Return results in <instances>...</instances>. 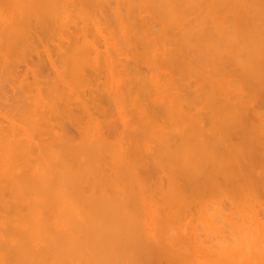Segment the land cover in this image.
Instances as JSON below:
<instances>
[{
  "label": "bare ground",
  "instance_id": "1",
  "mask_svg": "<svg viewBox=\"0 0 264 264\" xmlns=\"http://www.w3.org/2000/svg\"><path fill=\"white\" fill-rule=\"evenodd\" d=\"M0 17L40 50L0 116V189L38 236L2 216L7 191L0 214L29 261L264 264L263 107L247 119L264 0H0Z\"/></svg>",
  "mask_w": 264,
  "mask_h": 264
},
{
  "label": "rangeland",
  "instance_id": "2",
  "mask_svg": "<svg viewBox=\"0 0 264 264\" xmlns=\"http://www.w3.org/2000/svg\"><path fill=\"white\" fill-rule=\"evenodd\" d=\"M2 1V0H1ZM11 1V0H10ZM13 1V3H16L18 0H12ZM16 9V6L14 5V8H13V10H15ZM12 14V11H11V13H10V15ZM12 16V15H11ZM10 19H11V17L10 16H8ZM1 18H3V17H0V116L1 117H3V118H5L4 116L6 115V112H7V106H8V102H10V101H12V99H10V101H8L9 100V98H11V94H12V96H13V99H14V96H16L17 94H16V92L17 91H15L16 89H18V88H20V91L24 88L25 89V80H24V77L25 76H28L29 75V73L31 72V68H32V65L34 66L36 63H34V62H37V57H39L40 55L38 54V52L40 51L39 50V46H38V44H36L35 42V44L38 46V50L37 49H34L33 47H35V46H33V44L34 43H31L32 44V46H31V44H29L31 47H28V45H26V44H24L25 43V39H26V37H25V39H24V41H23V45L21 44V42L19 41L20 39L19 38H16L14 35H13V33H10V31L8 30V27H9V25L5 22V20H3V19H1ZM23 38V37H22ZM30 39V38H29ZM18 40V41H17ZM22 40V39H21ZM32 40V39H31ZM31 40H27L26 41V43L28 44V42L30 41L31 42ZM36 40V39H35ZM29 42V43H30ZM36 42H37V40H36ZM39 43V42H38ZM41 44V43H40ZM39 44V45H40ZM19 45H20V47H19ZM42 45H40V47H41ZM25 47V48H30V49H23V48ZM19 48V49H18ZM31 48H33V51H31ZM37 48V47H36ZM28 50H30L31 52H29ZM37 50V51H36ZM40 53V52H39ZM39 55V56H37V57H34V56H36V55ZM28 55H31V58H30V56H28ZM32 55H34V56H32ZM30 59V60H29ZM31 59H33V61L34 62H29L28 63V61H31ZM36 60V61H35ZM27 63V64H26ZM26 67H28V69H29V67H31L30 69H29V73H28V75H27V72H28V70H26L27 68ZM26 68V69H25ZM23 69H25V70H23ZM25 71V72H24ZM27 71V72H26ZM33 72V71H32ZM26 73V74H25ZM30 75H31V73H30ZM28 77H30V76H28ZM31 77H32V75H31ZM26 79V78H25ZM22 82V83H21ZM24 84V85H23ZM24 87H23V86ZM19 86V87H18ZM21 86V87H20ZM18 87V88H17ZM14 88V89H13ZM262 92H264V91H262ZM17 93H19V92H17ZM251 93V92H250ZM259 94H261V93H259ZM258 94V95H259ZM258 95H256V96H254L255 97V99H253L254 101H256V103L255 104H253L252 105V107L250 108V110L248 111V113H247V119H248V121L249 120H251V122L252 121H254L255 123H257V126H259V122H256L258 119H256L257 117H256V115H255V113H254V111H255V109L257 108L255 105H260V107L262 108L263 107V109H262V112H264V98H259L260 96H262L263 97V95L261 94V95H259V97H257ZM17 97V96H16ZM260 101H259V100ZM263 99V100H262ZM262 100V101H261ZM257 101H259V103L257 102ZM260 102H263L262 104L260 103ZM10 104V103H9ZM254 106V107H253ZM256 107V108H255ZM259 106H258V108L260 109V111H261V108H260ZM254 108V109H253ZM257 108V109H258ZM253 114H254V116H253ZM2 118V119H3ZM1 119V118H0ZM1 121V120H0ZM5 122V121H4ZM250 122V121H249ZM2 123V122H1ZM258 128V127H257ZM261 137V139L264 137V134L262 135V133H261V135H260ZM263 140V139H262ZM264 141V140H263ZM264 165V164H263ZM263 169H264V166H263ZM8 186H10V185H7V187H6V189H5V191L3 192L1 189V193L4 195V193L7 191L8 192V195L10 196L11 195V198L12 197H14L13 198V200L12 199H10V197H8L7 196V198L9 199L8 201H7V198L5 197L6 195H4V197L6 198V201L7 202H11V200H12V202H14V204H16V202L18 203V205L20 204L19 202V199L21 200V198L19 197V199H18V197H17V195L18 194H20V193H18L17 194V192H15L16 193V196L13 194L14 193V189L12 188V187H10V188H12V189H10V190H12V192L10 193V190L8 189L9 187ZM4 188H5V186H4ZM4 190V189H3ZM15 190H16V188H15ZM20 192V191H19ZM22 192V191H21ZM262 192H263V190H262ZM2 194H0L1 196V198H2V200L4 199L5 200V198L4 197H2ZM12 194H13V196H12ZM21 195V194H20ZM264 195V194H263ZM17 197V199H18V201H17V199H16V202L14 201L15 200V198ZM264 197V196H263ZM0 198V199H1ZM25 199V198H24ZM23 199V200H24ZM22 200V202H25V200L23 201ZM3 201H1L0 203H2ZM10 203V207L11 208H9L8 206H9V204H8V206H7V204H6V202L4 203L3 202V204H0V207H2L4 204H6V207L5 206H3V208H2V211L5 209L6 211L7 210H11L12 209V211H11V213L12 212H14V213H9L8 211V213L4 210L3 212H5V213H3L2 211H1V214H3L2 216H4V214H6L7 213V215H9L10 214V216H12L13 217V214L15 215L16 214V216H14L13 218L12 217H9V216H5V218L3 217L2 218V216H1V214H0V236H2L3 237V234L5 233L6 234V236H7V238H5L6 240H4L2 237H0V241H1V243H10V244H6V245H3L4 247H5V249L3 248H1L3 251H0L1 253L0 254H2V255H0L1 256V258L3 257V255H4V257L5 256H8L9 254H10V256L12 255V257H11V259L13 260V262L12 263H14V264H19V262H20V258H22V262L23 261H26L25 263H23V264H33L34 263V261L32 262V261H29V260H31L30 258H31V256H28L29 254L31 255L32 253H30L29 252V250H27L26 252H24V250L23 249H25L24 247H26L27 249L29 248V246L30 247H32L33 245L32 244H30L31 242H28V241H26V242H22V238H24V237H22L24 234V232H25V227L27 228V226H31V222H30V220H29V218H28V216H27V218L28 219H26L25 218V215H28L30 212H29V209H28V211H27V208H25L26 207V203L25 204H20V206L18 207V208H20L21 206H23L22 208L24 209H21L20 208V212H19V210H18V212L16 211L17 209H15V207H16V205H14L13 203ZM17 205V206H18ZM14 206V207H13ZM6 208H8V209H6ZM17 212V213H16ZM21 215V221H19V219H17V218H15V217H17L18 216V218H19V216ZM23 215H24V217H23ZM31 215L29 214V217H30ZM6 219L7 218V220H9V221H11L12 222V219H16L17 221H19V222H21V225L23 224L22 223V220H23V222H26V221H28L30 224H28V222H26L27 223V225H25V224H23V225H25V226H23L24 228H22V226L21 225H19L18 224V222L15 220V225H17L18 224V226L20 227V228H22V231H23V229H24V231L22 232L21 231V229L18 227V226H13L12 227V230H13V228L15 229V230H18V229H20V233L18 232V233H16V235H15V231H13V233H12V235H13V237H12V235H11V239H10V233H9V231H10V229H9V231H8V229H4L5 227H6V225H8V221H6V223H5V221L4 220H2V219ZM9 218H12L11 220L9 219ZM13 220V221H14ZM4 221V222H3ZM10 222V224H12V225H14V223L12 222L11 223ZM4 223L6 224V225H4ZM11 225V226H12ZM8 226H10V225H8ZM11 226H10V228H11ZM16 227H18V228H16ZM7 228H9V227H7ZM32 229V228H31ZM30 229V230H31ZM33 229H34V231L32 232V234L34 233L35 235H37L36 233V230H35V226H33ZM11 230V231H12ZM29 230V229H28ZM27 231V230H26ZM17 232V231H16ZM21 232H22V234H21ZM31 232V231H30ZM17 234H19V235H17ZM28 233L26 232V235H27ZM29 234H31V233H29ZM28 234V235H29ZM31 234V235H32ZM15 235V236H14ZM22 235V236H21ZM26 235H24V236H26ZM28 236V237H32L33 238V236ZM38 236V235H37ZM4 237H5V235H4ZM14 237H17V238H15V239H21V240H19L20 242H22L23 244H25V245H21V243L20 242H17L18 240H14ZM19 237H21V238H19ZM34 237H36V236H34ZM9 238V239H8ZM26 238H27V236H26ZM29 240V239H28ZM33 240H38L39 241V239L37 238V239H31V240H29V241H32L33 242ZM4 241V242H3ZM12 242H13V244H12ZM30 245H29V244ZM37 243H39V242H37L36 241V243H35V245H37ZM12 244V245H11ZM15 244V245H14ZM11 245V246H10ZM17 245H19L18 246V249H16L17 251H14V246L16 247ZM3 246H1V247H3ZM8 247V249H6L7 247ZM13 246V247H12ZM28 246V247H27ZM10 247V248H9ZM21 247H23L22 248V250H20L21 252H20V254L18 253L19 251V248L21 249ZM13 250L17 255L19 254V257L17 256V255H15V253L14 252H12V253H14V257H13V254H11L10 252L9 253H7V254H5V250ZM32 251V250H31ZM7 252V251H6ZM29 254H28V253ZM4 253V254H3ZM23 254H26V255H24V257H23ZM28 257H30V258H28ZM0 258V259H1ZM15 258H19V260H16ZM26 259V260H24V259ZM3 259L4 258H2V260H1V263L3 264ZM7 259V258H6ZM11 259H10V263H11ZM8 260V259H7ZM6 261V260H5ZM8 261H6V263H7ZM22 262H20L21 264H22ZM27 262H29V263H27ZM6 263H4V264H6ZM11 263V264H12ZM36 264V263H35Z\"/></svg>",
  "mask_w": 264,
  "mask_h": 264
}]
</instances>
